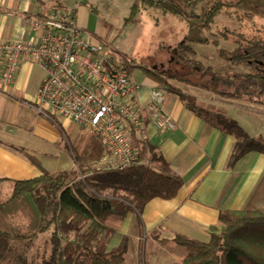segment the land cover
I'll use <instances>...</instances> for the list:
<instances>
[{
	"label": "trees",
	"instance_id": "16d2710c",
	"mask_svg": "<svg viewBox=\"0 0 264 264\" xmlns=\"http://www.w3.org/2000/svg\"><path fill=\"white\" fill-rule=\"evenodd\" d=\"M148 1L189 22L186 37L176 52L177 62L240 86L235 91H221L215 85L214 89L204 82L194 83L184 75L154 70L149 75L158 84L157 88L176 95L196 115L236 137L230 165L250 152L263 153L262 140L250 138L221 110L218 112L203 105L204 102L202 104L196 97L186 94L170 80L222 98L245 100L264 107V37L237 38V47L230 54L220 49L221 56L233 68L223 75L193 59L197 55L196 45L219 46L218 40L209 38V35L214 36L219 14L233 10L234 14L241 12L249 17H264V0H203L198 13L185 11L180 0ZM123 60L126 70V66L137 68L134 62ZM235 67H242L245 72L237 73ZM137 146L141 157L147 156L149 165L134 166L122 172L98 171L97 163L89 162L77 163L74 170L50 173L36 157L23 150L41 175L15 181L12 195L0 203V216L9 221L4 229H0V264L9 251L10 242L20 241L31 248L42 234H48L51 248L41 264H124V248H109L101 238L110 231L109 222L114 217L123 222L132 211L141 213L155 198L174 199L184 186V180L172 172L164 156L153 146L142 143ZM109 190L114 191L112 197L106 195ZM18 218L22 220L17 222ZM207 231L209 242L182 234L170 240H158L164 246L173 244L186 249L182 264H264V208L223 211L217 223ZM21 264L30 263L24 260Z\"/></svg>",
	"mask_w": 264,
	"mask_h": 264
},
{
	"label": "crops",
	"instance_id": "0c3cea01",
	"mask_svg": "<svg viewBox=\"0 0 264 264\" xmlns=\"http://www.w3.org/2000/svg\"><path fill=\"white\" fill-rule=\"evenodd\" d=\"M56 10L67 12L56 0H0V41L39 43L38 34L31 29L27 18ZM10 12L15 16H8ZM70 12H75L78 27L90 33L91 42L101 43L99 35L103 29L99 27L100 33L92 32L88 11L79 7ZM32 67L33 64H23L15 82L0 91V197L7 195V190L13 191L15 181L41 175L23 150L36 157L47 172L77 168L61 148L62 132L56 127V120L38 113V91L33 97L26 91V78ZM148 77L139 78L137 82L131 77L140 87L138 95L144 103L158 87L156 81ZM170 83L175 85V81L170 80ZM164 92V109L174 119L176 130L161 131L148 123L142 140L136 144L153 146L164 156L172 172L184 180V186L176 198H155L141 213L132 211L123 222L117 221L120 227L116 231L109 228L108 233L101 235L102 239L108 237L105 242L109 248L118 247L124 238H129L134 223L138 226L142 223L148 247L144 264H182L187 250L173 244L164 246L158 238L170 240L182 234L209 242L207 230L217 223L221 212L264 208V152H250L230 165L236 137L196 115L176 95ZM204 95L207 93L201 91L191 96L206 104L218 105L225 117L236 121L250 138L264 142L263 106L219 96H209L207 101ZM101 144L98 158L89 162L96 164L106 154ZM134 237L140 243L142 231Z\"/></svg>",
	"mask_w": 264,
	"mask_h": 264
},
{
	"label": "built area",
	"instance_id": "2783aa9c",
	"mask_svg": "<svg viewBox=\"0 0 264 264\" xmlns=\"http://www.w3.org/2000/svg\"><path fill=\"white\" fill-rule=\"evenodd\" d=\"M26 21L39 43L0 41V91L14 83L22 64H35L45 72L36 95L38 113L91 129L106 149L98 171L149 165L136 144L147 124L161 131L177 128L164 109V90L155 88L142 102L140 87L115 50L106 43H92L90 33L76 24L75 12L52 11Z\"/></svg>",
	"mask_w": 264,
	"mask_h": 264
},
{
	"label": "rangeland",
	"instance_id": "374dc122",
	"mask_svg": "<svg viewBox=\"0 0 264 264\" xmlns=\"http://www.w3.org/2000/svg\"><path fill=\"white\" fill-rule=\"evenodd\" d=\"M56 1L67 12L75 11L79 7H84L88 11L91 18L92 32L100 33L98 31L99 27L103 29L102 35H99L101 43L111 45L121 63L124 61L123 58H126L137 65V68L126 66L129 75L136 82L139 81V78L148 76L150 78L149 73L158 70L169 75H184L194 83L204 82L214 89L219 87L221 91H235L240 88L239 85L231 80L210 76L206 72H200L196 67L176 61V52L178 46L186 37L189 22L187 19L171 13L157 4H153L148 0ZM180 1L185 11L198 13L201 10L203 0H195L194 2ZM8 16L14 17L15 15L10 12ZM247 16L241 12L234 14L233 10H226L219 14L215 20L214 36L209 35L211 41L218 40L219 46L214 44L206 46L196 45L197 55L193 59L206 67H211L214 72L221 75L232 71L233 68H231L229 62L224 60L219 50L224 49L230 54L237 47L235 43L237 38L247 36H250L249 38L254 36L264 37V17ZM234 71L244 73L245 69L235 67ZM44 77L45 72L39 66L33 64L26 78V91L31 97L38 91ZM175 86L189 95H196L197 92L201 91L202 93L205 92L207 95H204V100L207 101L209 96H216L212 92H207L185 83L175 82ZM25 99L22 100L24 101ZM199 102L203 104L204 101L199 100ZM203 105L214 107L219 112L220 107H217L218 105L213 102L211 104L204 103ZM54 118L56 119V127L62 132L63 143L61 148L70 155L72 166L77 167L76 163L85 164L98 158L99 150L103 146L101 140L91 129L57 116ZM12 192L7 190V195L0 197V203L8 199ZM113 192V190H109L106 195L112 197ZM21 220L22 218H18L17 222ZM111 221L108 226L116 231L120 227L119 222L121 221L116 220L115 217ZM8 222V219H3L0 216V229H4ZM139 230L142 231L140 243L134 237L137 236ZM107 238L106 236L103 237V241L107 240ZM48 241V234H42L38 236L31 248H28L25 243L20 241L10 242L9 251L1 260V264H21L24 260L30 264H41L51 248ZM120 246L124 248L125 252L124 264H144V256L148 251V247L143 224L141 223L138 226V223L135 222L129 238H124Z\"/></svg>",
	"mask_w": 264,
	"mask_h": 264
}]
</instances>
